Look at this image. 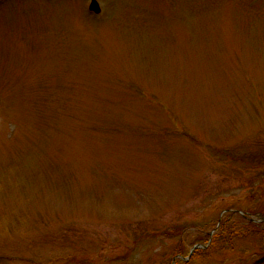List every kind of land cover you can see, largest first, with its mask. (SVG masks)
<instances>
[{
	"label": "rangeland",
	"instance_id": "rangeland-1",
	"mask_svg": "<svg viewBox=\"0 0 264 264\" xmlns=\"http://www.w3.org/2000/svg\"><path fill=\"white\" fill-rule=\"evenodd\" d=\"M89 2L0 0V264H264V0Z\"/></svg>",
	"mask_w": 264,
	"mask_h": 264
},
{
	"label": "trees",
	"instance_id": "trees-1",
	"mask_svg": "<svg viewBox=\"0 0 264 264\" xmlns=\"http://www.w3.org/2000/svg\"><path fill=\"white\" fill-rule=\"evenodd\" d=\"M228 217L227 218H225L224 220H221L220 221V223H219V225H218V228L216 229V231L213 233V240L215 241V239L218 237V238H220V239H223V231L224 230H226V228H228L227 227V225H228V223H229V217L230 216H232L233 214L232 213H228ZM239 237H241L240 235H238ZM225 238V237H224ZM208 241V238H204V239H202V240H199V241H195V242H192L193 244L191 245V246H193V245H195L196 243H201V242H207ZM213 241V242H214ZM211 242H212V240H211ZM196 252H198V251H196ZM195 252V253H196ZM183 264H185V262L183 261Z\"/></svg>",
	"mask_w": 264,
	"mask_h": 264
},
{
	"label": "water",
	"instance_id": "water-1",
	"mask_svg": "<svg viewBox=\"0 0 264 264\" xmlns=\"http://www.w3.org/2000/svg\"><path fill=\"white\" fill-rule=\"evenodd\" d=\"M88 10L95 13V14H98L100 13V6H99V3L97 2V0H90L89 2V5H88ZM213 233V231H211L209 233V235L211 236ZM200 247V245H194L193 248L191 249V251H193L194 249Z\"/></svg>",
	"mask_w": 264,
	"mask_h": 264
}]
</instances>
